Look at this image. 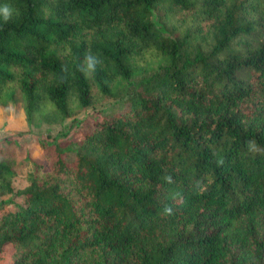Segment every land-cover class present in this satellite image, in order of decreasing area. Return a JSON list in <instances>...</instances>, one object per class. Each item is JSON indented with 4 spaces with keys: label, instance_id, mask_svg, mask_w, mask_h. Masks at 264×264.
<instances>
[{
    "label": "trees",
    "instance_id": "obj_1",
    "mask_svg": "<svg viewBox=\"0 0 264 264\" xmlns=\"http://www.w3.org/2000/svg\"><path fill=\"white\" fill-rule=\"evenodd\" d=\"M3 6L1 108L39 126L111 102L72 146L40 142L47 169L18 192L24 160L0 147V199L24 202L0 215V256L264 264V0Z\"/></svg>",
    "mask_w": 264,
    "mask_h": 264
},
{
    "label": "rangeland",
    "instance_id": "obj_2",
    "mask_svg": "<svg viewBox=\"0 0 264 264\" xmlns=\"http://www.w3.org/2000/svg\"><path fill=\"white\" fill-rule=\"evenodd\" d=\"M110 102L111 100L105 99L93 107L65 119L62 123L43 122L39 126L27 123L21 103L6 109L0 107V147L15 152L18 161L24 160L23 167L18 168V176L14 179L16 192L27 186L26 172L32 169V162L41 163L47 169L40 142L72 146L85 134L91 132L94 127L93 118L97 117V120H101L103 115L100 111L104 110ZM1 200L3 204L0 215L24 203L17 194L4 196ZM13 252V247L7 246L5 252L0 256V264H12L11 255Z\"/></svg>",
    "mask_w": 264,
    "mask_h": 264
},
{
    "label": "clouds",
    "instance_id": "obj_3",
    "mask_svg": "<svg viewBox=\"0 0 264 264\" xmlns=\"http://www.w3.org/2000/svg\"><path fill=\"white\" fill-rule=\"evenodd\" d=\"M0 14L3 15L4 20L7 22L10 19V17L12 16V10L8 6H3L2 8H0ZM86 60L88 63V67L90 69L94 68L96 60L91 56L86 57Z\"/></svg>",
    "mask_w": 264,
    "mask_h": 264
}]
</instances>
